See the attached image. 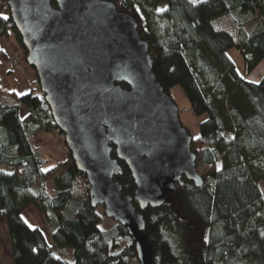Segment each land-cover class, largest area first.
Listing matches in <instances>:
<instances>
[{
    "label": "trees",
    "instance_id": "16d2710c",
    "mask_svg": "<svg viewBox=\"0 0 264 264\" xmlns=\"http://www.w3.org/2000/svg\"><path fill=\"white\" fill-rule=\"evenodd\" d=\"M112 1L136 19L163 90L173 99L179 86L194 115L203 117L190 143L203 184L183 178L161 205L141 211L152 264H264V198L257 187L264 182V75L244 78L230 55L237 51L248 72L264 58V0ZM5 17L0 38L13 31L25 54L9 13ZM8 55L0 47V65ZM33 90L2 97L0 88V217L13 264H139L122 225L99 228L103 209L91 205L86 176L70 153L46 164L35 134L62 133L37 79ZM63 145L67 149L64 138ZM119 162L122 173L115 178L132 195L130 171ZM59 166L66 169L57 176ZM30 205L44 216L52 245L24 221Z\"/></svg>",
    "mask_w": 264,
    "mask_h": 264
},
{
    "label": "water",
    "instance_id": "95a60500",
    "mask_svg": "<svg viewBox=\"0 0 264 264\" xmlns=\"http://www.w3.org/2000/svg\"><path fill=\"white\" fill-rule=\"evenodd\" d=\"M5 4L71 160L86 176L91 205L127 230L139 264H152L141 211L161 205L183 178L195 186L203 180L192 136L155 78L136 19L112 0ZM119 161L130 171L132 195L115 178Z\"/></svg>",
    "mask_w": 264,
    "mask_h": 264
},
{
    "label": "rangeland",
    "instance_id": "374dc122",
    "mask_svg": "<svg viewBox=\"0 0 264 264\" xmlns=\"http://www.w3.org/2000/svg\"><path fill=\"white\" fill-rule=\"evenodd\" d=\"M0 6H1V3H0ZM0 13H3V15L7 17L9 12L6 9V5H5V7H3V6L1 7ZM4 39H6L7 42H11L12 47L18 49V51H15V53L11 54V56L8 55L9 59L7 62L1 60V65H0V88H1V93H2L1 96L2 97H9L8 96L9 91H16L19 95L27 94L33 90V81L36 80V73L31 67H29L27 65V63L25 61V54H24L23 50L19 47L13 31H9L8 37H6ZM1 41H3V40L0 39V42ZM230 55L232 56L233 60L235 61L238 71L242 74L244 72L245 64H244L240 54L237 53V51H235V50H231ZM13 56L16 57L21 63V64L19 63L18 68H15L11 65V58ZM12 60H14V59L12 58ZM18 60H17V62H19ZM10 67H13V69L11 72H8V70H10L9 69ZM24 68L26 70H29L28 72L30 75L25 76L24 79L18 78L19 72L24 71L23 70ZM25 79L28 81L27 83H26ZM29 82H32V85L31 84L29 85ZM33 93L36 94L37 90H35V91L33 90ZM171 94H172L174 102H176V104L179 107L180 120H181L182 124L190 132L192 137L197 136L199 133L198 123L201 120H203V117L202 116L196 117L194 115L193 111L190 108L188 101L185 99L183 92L179 86H175L172 89ZM185 108H187L186 111H185ZM20 114L23 115V111H21ZM50 135L52 136V138L50 137V139L53 142L52 148L55 146L58 149L56 151L55 155L53 156L54 161L51 163H53V164H56L59 162L61 163V161H56V160H62V162L67 160L68 159V156H67L68 149H66V147H64V145H63V136L58 135V134L57 135L52 134V133ZM34 142L36 144L40 143L37 136L34 137ZM43 148H42V150L40 149L41 152L46 150ZM58 151H60L62 153H60ZM46 154H48V156L51 157L50 153H46ZM196 168H197V166H196ZM61 169L63 171L66 169V167L63 166L60 169H58V171L59 170L61 171ZM197 171H199V169ZM46 186L48 189L52 188V181L48 180L46 183ZM257 187H258L261 195L264 198V182L262 180H259L257 182ZM102 209H103L102 206L98 205V210L101 211ZM41 219L43 220L44 218L41 216ZM115 222L116 221H114L112 218H108L103 214V215H101V221L99 223V228L103 229V230L109 229L115 224ZM42 223H43V221H42ZM5 253H1V255H0L1 260H3V257H5L7 260V258H8L7 253L10 254V252L6 251ZM0 264H2V263L0 262ZM3 264H5L4 261H3ZM131 264H137L136 260H133Z\"/></svg>",
    "mask_w": 264,
    "mask_h": 264
},
{
    "label": "crops",
    "instance_id": "0c3cea01",
    "mask_svg": "<svg viewBox=\"0 0 264 264\" xmlns=\"http://www.w3.org/2000/svg\"><path fill=\"white\" fill-rule=\"evenodd\" d=\"M1 41L0 42V47L4 48L6 53L11 55L13 53H15V51H18V49L12 47V43L11 42H7L6 39H4L3 37L0 38ZM14 51V52H13ZM24 71H20L19 72V76L18 78H22L24 79L25 76H29V70H26L25 68L23 69ZM242 75L244 76V78L246 79H250L253 81H260L262 76L264 75V58L260 61V63L251 71L248 72L246 71V69L244 68V72L242 73ZM26 83L28 82L25 79ZM34 82V81H33ZM32 85V82H29V85ZM23 111V117L27 114L26 109L22 108L20 110ZM51 133L48 132H44V131H38L35 135V137L37 136V138L39 139L40 143L36 144V146H38L41 150L46 149L44 151H42V155L43 157L46 159V164L50 165L51 162L54 161L53 156L55 155L56 151L58 150L55 146L52 148V140L50 139V137L52 138V136L50 135ZM60 152V151H58ZM46 153H50L51 157L48 156V154ZM62 153V152H60ZM56 161H61L62 160H56ZM63 166H59L55 169V174L57 176H59L60 174H62V169L61 171L58 169H60ZM41 216L44 218V216L40 213V211L34 206V205H30L28 206L26 209H24V211L22 212V217L24 219V221L32 228L36 227L38 228L43 235L45 236L47 242L49 244L52 245V238H51V232L50 229L48 228V225L46 223L45 218L42 220ZM43 221V223H42ZM6 251H9L10 254L7 253L8 258L6 260L5 257H3V260H1L0 262L3 264V261L5 264H13V257H12V248H11V243H10V238L8 235V229L6 226V222L5 220L0 217V255L1 253H5ZM6 254V253H5Z\"/></svg>",
    "mask_w": 264,
    "mask_h": 264
},
{
    "label": "built area",
    "instance_id": "2783aa9c",
    "mask_svg": "<svg viewBox=\"0 0 264 264\" xmlns=\"http://www.w3.org/2000/svg\"><path fill=\"white\" fill-rule=\"evenodd\" d=\"M1 7V6H0ZM12 58L14 59V60H12ZM11 58V65L13 66V67H15V68H18V66H19V63H20V61L16 58V57H12ZM17 60L19 61V62H17ZM21 64V63H20Z\"/></svg>",
    "mask_w": 264,
    "mask_h": 264
},
{
    "label": "bare ground",
    "instance_id": "6f19581e",
    "mask_svg": "<svg viewBox=\"0 0 264 264\" xmlns=\"http://www.w3.org/2000/svg\"><path fill=\"white\" fill-rule=\"evenodd\" d=\"M179 108V107H178ZM179 113H180V111H179Z\"/></svg>",
    "mask_w": 264,
    "mask_h": 264
},
{
    "label": "snow or ice",
    "instance_id": "6c2138e0",
    "mask_svg": "<svg viewBox=\"0 0 264 264\" xmlns=\"http://www.w3.org/2000/svg\"><path fill=\"white\" fill-rule=\"evenodd\" d=\"M6 18V17H5Z\"/></svg>",
    "mask_w": 264,
    "mask_h": 264
}]
</instances>
